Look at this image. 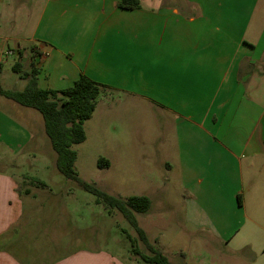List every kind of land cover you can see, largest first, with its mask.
<instances>
[{
  "label": "crops",
  "instance_id": "0c3cea01",
  "mask_svg": "<svg viewBox=\"0 0 264 264\" xmlns=\"http://www.w3.org/2000/svg\"><path fill=\"white\" fill-rule=\"evenodd\" d=\"M119 1L0 0V88L17 90L1 87L19 77L15 62L43 89L81 74L103 85L90 119L102 113L115 134V109L134 110L138 154L152 150L144 158L165 182L178 175L184 227L219 259L264 264V0ZM34 115L0 95V264L142 261L102 247L56 253L68 225L41 215L47 185L24 169L37 162L24 152L40 146Z\"/></svg>",
  "mask_w": 264,
  "mask_h": 264
},
{
  "label": "rangeland",
  "instance_id": "374dc122",
  "mask_svg": "<svg viewBox=\"0 0 264 264\" xmlns=\"http://www.w3.org/2000/svg\"><path fill=\"white\" fill-rule=\"evenodd\" d=\"M12 78L11 84L6 86L2 83L1 87L22 90L23 79L17 75H12ZM28 110L41 120V133L36 139L39 148L24 152L34 155L37 162L24 169L47 185L38 194L41 215L48 221L68 225L57 232L58 241L62 244L56 253H67L75 248L102 247L118 256L136 258L132 242L140 251L146 252L135 230L119 211L96 203L95 195L84 191L57 170L56 153L44 131L43 118L35 109ZM134 113L131 109L121 117L119 109H115L117 117L110 118L108 122V125L114 123L117 129L115 134L104 132L102 113L97 112L92 119L85 121L86 139L73 146L77 153L74 166L78 176L111 195L122 198L147 195L151 206L146 213L136 214L138 225L155 247L165 251L171 264H232L229 259H219L220 254L210 239H203L192 229L184 227L181 190L177 189L178 175L173 172L170 174L172 181L165 182L162 175L164 170L155 166L151 159L144 158L150 156L152 150L144 149L138 154L139 150L135 149ZM140 154L146 164L138 169L135 159ZM100 157L111 161L110 166L98 167ZM19 170L15 172L19 173ZM126 234L132 237L131 241ZM196 241H200V244H196ZM56 253H52V257ZM137 262L128 260V264H144L140 260Z\"/></svg>",
  "mask_w": 264,
  "mask_h": 264
},
{
  "label": "trees",
  "instance_id": "16d2710c",
  "mask_svg": "<svg viewBox=\"0 0 264 264\" xmlns=\"http://www.w3.org/2000/svg\"><path fill=\"white\" fill-rule=\"evenodd\" d=\"M118 6L134 8L139 6V0H120ZM12 70L26 81L22 90H7L0 88V95L17 104L38 111L44 122V130L52 149L56 153L55 166L67 179L75 181L84 191L96 196V203L119 211L135 230L138 240L145 246L146 252L133 245V252L145 264H170L168 257L158 250L148 239L145 231L138 225L136 214L146 213L151 206L146 195H131L126 198L111 195L82 180L75 170L77 153L74 145L86 139L84 123L92 116L96 106V97L105 87L87 76L81 74L72 85L60 89H43L38 85L37 70L31 66L23 71L21 64L15 62ZM98 167H108L109 161L100 157ZM241 203L240 197H237ZM131 241L132 237L126 234Z\"/></svg>",
  "mask_w": 264,
  "mask_h": 264
},
{
  "label": "built area",
  "instance_id": "2783aa9c",
  "mask_svg": "<svg viewBox=\"0 0 264 264\" xmlns=\"http://www.w3.org/2000/svg\"><path fill=\"white\" fill-rule=\"evenodd\" d=\"M7 53L9 54V53H12V52L10 50H8Z\"/></svg>",
  "mask_w": 264,
  "mask_h": 264
}]
</instances>
